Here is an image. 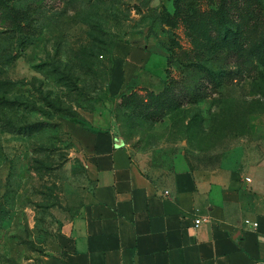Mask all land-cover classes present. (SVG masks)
<instances>
[{"label": "rangeland", "instance_id": "obj_1", "mask_svg": "<svg viewBox=\"0 0 264 264\" xmlns=\"http://www.w3.org/2000/svg\"><path fill=\"white\" fill-rule=\"evenodd\" d=\"M247 1L0 0V264H43L79 213L73 128L95 115L155 180L205 188L264 160V0ZM239 15L246 65L220 40Z\"/></svg>", "mask_w": 264, "mask_h": 264}, {"label": "crops", "instance_id": "obj_2", "mask_svg": "<svg viewBox=\"0 0 264 264\" xmlns=\"http://www.w3.org/2000/svg\"><path fill=\"white\" fill-rule=\"evenodd\" d=\"M115 134L107 115L73 128L90 189L43 264H264V160L205 188L185 171L159 181Z\"/></svg>", "mask_w": 264, "mask_h": 264}, {"label": "trees", "instance_id": "obj_3", "mask_svg": "<svg viewBox=\"0 0 264 264\" xmlns=\"http://www.w3.org/2000/svg\"><path fill=\"white\" fill-rule=\"evenodd\" d=\"M254 2L255 1H253V0L247 1V3L244 4L245 8L250 9L253 6ZM256 2L261 3L262 1L256 0ZM259 12L261 15L264 16L263 7H260ZM241 15H239L240 19H241V17H240ZM229 20L231 21L232 25H234L235 28L227 30L226 33L224 32V34L220 36V40L222 39V42L232 41L233 42L232 45L234 46V50L228 51V55L234 56L238 62L246 65V63L248 64L249 62H251L249 57H248L249 51L245 52V50H244V46L246 45L245 39L243 38L241 41H239V39L244 36L242 34V32H243L242 30L244 27V25L242 23L243 17L239 23H236L231 17H229ZM255 46H257V45H255ZM212 47L215 48V43L212 44ZM219 48H222V47L219 45ZM258 48L260 49L261 47H258ZM209 50L211 51L210 48H209ZM213 51H211V52H213ZM220 52H222V51H218V54H221ZM213 54H215V53H213ZM254 54H256V53H254ZM253 60H255V59L253 58Z\"/></svg>", "mask_w": 264, "mask_h": 264}, {"label": "built area", "instance_id": "obj_4", "mask_svg": "<svg viewBox=\"0 0 264 264\" xmlns=\"http://www.w3.org/2000/svg\"><path fill=\"white\" fill-rule=\"evenodd\" d=\"M248 181H250V180L248 179ZM202 222H205V220L201 221L200 219H197L196 220V226L200 225ZM245 224H246V226L250 227L251 229H253L255 231L258 230V228H259V223L256 221H252L250 219L245 220Z\"/></svg>", "mask_w": 264, "mask_h": 264}]
</instances>
